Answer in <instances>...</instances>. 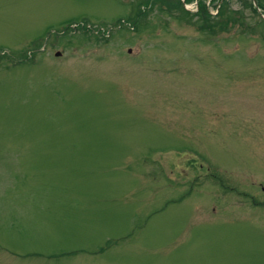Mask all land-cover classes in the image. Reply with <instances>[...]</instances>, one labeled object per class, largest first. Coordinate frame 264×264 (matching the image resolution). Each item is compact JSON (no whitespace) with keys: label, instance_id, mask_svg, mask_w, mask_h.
Returning a JSON list of instances; mask_svg holds the SVG:
<instances>
[{"label":"rangeland","instance_id":"obj_1","mask_svg":"<svg viewBox=\"0 0 264 264\" xmlns=\"http://www.w3.org/2000/svg\"><path fill=\"white\" fill-rule=\"evenodd\" d=\"M204 2L0 0V264H264V0Z\"/></svg>","mask_w":264,"mask_h":264}]
</instances>
